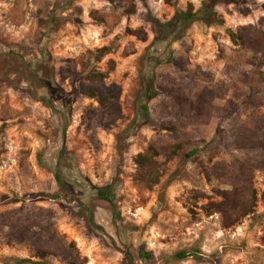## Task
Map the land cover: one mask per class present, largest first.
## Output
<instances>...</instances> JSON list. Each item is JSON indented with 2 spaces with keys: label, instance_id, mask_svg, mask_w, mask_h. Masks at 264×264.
<instances>
[{
  "label": "rangeland",
  "instance_id": "1",
  "mask_svg": "<svg viewBox=\"0 0 264 264\" xmlns=\"http://www.w3.org/2000/svg\"><path fill=\"white\" fill-rule=\"evenodd\" d=\"M211 1L0 0V264H264V0Z\"/></svg>",
  "mask_w": 264,
  "mask_h": 264
},
{
  "label": "trees",
  "instance_id": "2",
  "mask_svg": "<svg viewBox=\"0 0 264 264\" xmlns=\"http://www.w3.org/2000/svg\"><path fill=\"white\" fill-rule=\"evenodd\" d=\"M244 0H212L211 4L207 5L203 11H200L198 13H194L193 10L187 12V13H181L178 14L174 22H177L179 25L188 24L194 21H204L209 25L214 24L218 21V13L215 12V5L218 2H226V3H236V2H242ZM169 27V26H167ZM231 38L233 42L244 46L245 48L251 49L255 54L258 56H264V36L259 34L258 31L255 30L253 26L243 27L240 28L237 33H232ZM155 96H157V92L154 89H151L148 93V100H152ZM177 100H180V97L178 94L175 95ZM108 97L102 98L101 103L105 104L107 102ZM145 111H148L147 106L144 105ZM156 164L155 158L152 155L149 154H141L137 158V165L141 168H151ZM57 182L59 185V193H56L54 195H50L48 198L53 201L61 200L64 196V194H69L70 190L68 185L62 180V178L57 175ZM219 195L223 198V201L220 203L215 204V208H217V211L223 215L225 219L229 218V215L231 212L235 213H241V217L247 216L250 211L248 207L244 204V201L239 198V194L235 191H219ZM98 197L101 200L107 201L109 203L114 202L113 197V190L111 187L106 189H100L98 190ZM214 206V205H213ZM213 207V210L216 211ZM213 213V211H212ZM38 256L44 260L49 256V253L47 251H39ZM189 257L187 253H179L175 256L176 260L183 261L186 260ZM7 264H48L45 262H38L33 263L29 260H11Z\"/></svg>",
  "mask_w": 264,
  "mask_h": 264
},
{
  "label": "water",
  "instance_id": "3",
  "mask_svg": "<svg viewBox=\"0 0 264 264\" xmlns=\"http://www.w3.org/2000/svg\"><path fill=\"white\" fill-rule=\"evenodd\" d=\"M64 149H65V145H64ZM64 149H63V154H64Z\"/></svg>",
  "mask_w": 264,
  "mask_h": 264
}]
</instances>
